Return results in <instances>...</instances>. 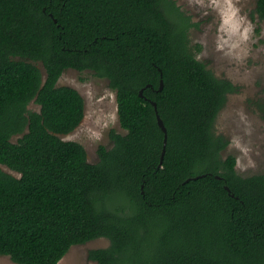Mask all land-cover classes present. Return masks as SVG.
Listing matches in <instances>:
<instances>
[{
	"label": "trees",
	"instance_id": "trees-1",
	"mask_svg": "<svg viewBox=\"0 0 264 264\" xmlns=\"http://www.w3.org/2000/svg\"><path fill=\"white\" fill-rule=\"evenodd\" d=\"M255 15L264 22V0ZM191 26L175 0H0V164L20 174L0 168V256L59 264L73 246L106 238L90 260L264 264V173L242 176L215 132L239 87L197 58ZM68 69L93 71L116 92L126 133L111 130L114 146L100 145L97 163L61 137L85 118L82 94L58 85ZM151 101L168 130L161 166L165 133Z\"/></svg>",
	"mask_w": 264,
	"mask_h": 264
},
{
	"label": "rangeland",
	"instance_id": "rangeland-1",
	"mask_svg": "<svg viewBox=\"0 0 264 264\" xmlns=\"http://www.w3.org/2000/svg\"><path fill=\"white\" fill-rule=\"evenodd\" d=\"M190 16L191 45L199 46L197 58L213 73L232 81L239 91L228 96L219 113L215 132L229 139L224 157L237 158V170L242 176L264 173V22L255 15L257 0H175ZM46 77L41 62H34ZM58 85L76 88L85 99V118L64 140L77 141L87 150L91 163L99 162L100 145L111 149L112 129L125 134L118 117L116 92L109 81L93 71L68 69ZM29 109L39 111L31 102ZM21 135L14 136L17 142ZM0 168L14 176L18 172L0 164ZM110 241L98 238L73 246L59 264H98L90 260L91 250L106 248ZM0 264H17L8 256H0Z\"/></svg>",
	"mask_w": 264,
	"mask_h": 264
},
{
	"label": "water",
	"instance_id": "water-1",
	"mask_svg": "<svg viewBox=\"0 0 264 264\" xmlns=\"http://www.w3.org/2000/svg\"><path fill=\"white\" fill-rule=\"evenodd\" d=\"M55 22H57V20H55ZM149 86H150V85H149ZM163 87H164V81H163V79H162V80H161V85H160L159 90H162ZM140 96L143 97V98H145V95H144V89H141V91H140ZM151 102H152V104H153V105L155 106V108H156V111H157V118H158V123H159L160 127L162 128V130H163L164 133H165V144H164V151H163L162 160H161V164H160V166H161V165H162V162H163V159H164V156H165L166 146H167V142H168V130H167V127H166V125H165L163 119L161 118V116H160L159 113H158L157 103H156L155 101H151ZM200 177H201V176H198V177H195V178H193V179H199ZM218 178H220V177L218 176ZM191 179H192V178H189V179L187 180V182L190 181ZM225 188L229 191V193H230L232 196H235V194L231 193V190H230V188H229L228 186H225Z\"/></svg>",
	"mask_w": 264,
	"mask_h": 264
}]
</instances>
